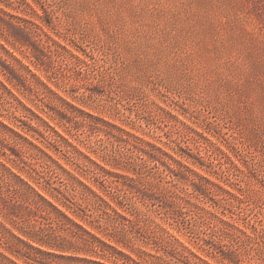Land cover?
<instances>
[{
    "label": "rangeland",
    "instance_id": "374dc122",
    "mask_svg": "<svg viewBox=\"0 0 264 264\" xmlns=\"http://www.w3.org/2000/svg\"><path fill=\"white\" fill-rule=\"evenodd\" d=\"M1 256L264 264V0H0Z\"/></svg>",
    "mask_w": 264,
    "mask_h": 264
},
{
    "label": "trees",
    "instance_id": "16d2710c",
    "mask_svg": "<svg viewBox=\"0 0 264 264\" xmlns=\"http://www.w3.org/2000/svg\"><path fill=\"white\" fill-rule=\"evenodd\" d=\"M64 217V216H63ZM91 238H93L92 236H90ZM16 238V237H15ZM94 239V238H93ZM17 241L22 244L25 248H27L30 251H33L36 255V257H38V255L42 256L43 252H41L40 250L34 248L33 246L28 245L27 243H25L24 241H22L21 239L17 238ZM51 247H55L50 245ZM110 248V247H109ZM14 253V252H13ZM48 255V254H47ZM4 260H6L7 262H9L10 264H16L15 262H13L12 260L8 259L5 256H1Z\"/></svg>",
    "mask_w": 264,
    "mask_h": 264
}]
</instances>
